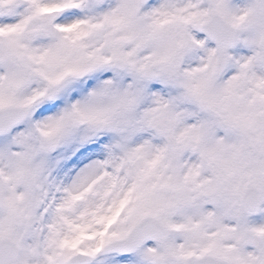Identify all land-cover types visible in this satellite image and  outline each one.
Masks as SVG:
<instances>
[{
  "label": "snow or ice",
  "instance_id": "6c2138e0",
  "mask_svg": "<svg viewBox=\"0 0 264 264\" xmlns=\"http://www.w3.org/2000/svg\"><path fill=\"white\" fill-rule=\"evenodd\" d=\"M0 264H264V0H0Z\"/></svg>",
  "mask_w": 264,
  "mask_h": 264
}]
</instances>
